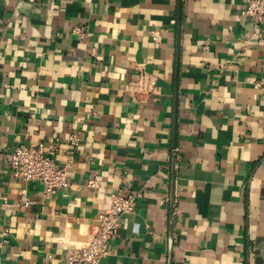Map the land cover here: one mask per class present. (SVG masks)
<instances>
[{
  "label": "crops",
  "instance_id": "0c3cea01",
  "mask_svg": "<svg viewBox=\"0 0 264 264\" xmlns=\"http://www.w3.org/2000/svg\"><path fill=\"white\" fill-rule=\"evenodd\" d=\"M247 2L0 0V264H72L116 190L136 206L99 264H264V22ZM142 70L159 93L132 90ZM73 133L69 188L11 173L15 145L61 162Z\"/></svg>",
  "mask_w": 264,
  "mask_h": 264
},
{
  "label": "built area",
  "instance_id": "2783aa9c",
  "mask_svg": "<svg viewBox=\"0 0 264 264\" xmlns=\"http://www.w3.org/2000/svg\"><path fill=\"white\" fill-rule=\"evenodd\" d=\"M242 13L251 17L258 25L262 24L264 0H248ZM131 87L136 94H157L160 90L156 77L145 70L141 71L138 81ZM67 140V148L59 151L62 156L61 162L56 156L47 152L43 143L15 145L8 160L11 173L27 181H40L43 184L45 196H51L60 189L69 188V170L75 163L80 135L73 133ZM1 172L0 167V177ZM90 186L95 189L98 187L95 181H91ZM110 200L109 207L99 214L88 242L69 252L68 260L72 264H99L109 253V243L118 235L124 216L135 210L136 196L134 194L116 190L111 194ZM3 234L6 237L8 232L4 231Z\"/></svg>",
  "mask_w": 264,
  "mask_h": 264
}]
</instances>
